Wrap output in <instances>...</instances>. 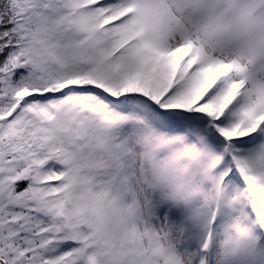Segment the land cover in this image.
<instances>
[{
  "label": "snow or ice",
  "instance_id": "1",
  "mask_svg": "<svg viewBox=\"0 0 264 264\" xmlns=\"http://www.w3.org/2000/svg\"><path fill=\"white\" fill-rule=\"evenodd\" d=\"M0 264H264V0H0Z\"/></svg>",
  "mask_w": 264,
  "mask_h": 264
}]
</instances>
